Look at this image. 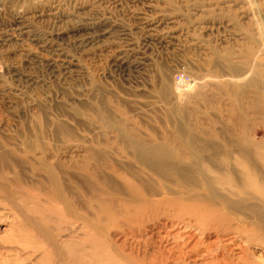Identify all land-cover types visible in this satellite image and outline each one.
<instances>
[{
    "label": "rangeland",
    "instance_id": "374dc122",
    "mask_svg": "<svg viewBox=\"0 0 264 264\" xmlns=\"http://www.w3.org/2000/svg\"><path fill=\"white\" fill-rule=\"evenodd\" d=\"M263 45L264 0H0V143L12 155L32 136L63 143L51 159L3 163L15 185L0 198V264H55L47 246L23 248L42 240L39 214L22 198L38 195L46 173L62 170L70 188L69 177L80 180L79 196L87 181L111 186L84 173L123 189L117 170L167 173L166 185L178 190L168 173H193V182L202 180L199 172L209 182L212 173H243L242 152L250 170L244 173H259L264 183ZM52 121L74 126L73 138L59 135ZM229 212L234 227L247 220ZM45 218L58 222L51 212ZM118 224L98 231L112 247L124 241L127 251L139 235ZM233 236L224 235L223 244L238 253L244 243ZM108 248L99 253L111 256ZM247 251L264 257L261 249ZM43 254L47 260L36 263Z\"/></svg>",
    "mask_w": 264,
    "mask_h": 264
},
{
    "label": "bare ground",
    "instance_id": "6f19581e",
    "mask_svg": "<svg viewBox=\"0 0 264 264\" xmlns=\"http://www.w3.org/2000/svg\"><path fill=\"white\" fill-rule=\"evenodd\" d=\"M184 86L185 84L177 85L179 89ZM163 89L162 93L169 94L167 85ZM47 124L49 126V123ZM64 125L63 122L52 123L59 135L65 139H72L73 132H75L74 126ZM45 127L47 126L45 125ZM17 129L19 130V128ZM25 130L27 131L26 139L29 140L32 133L29 129ZM53 134H56L55 131ZM7 143L9 144L8 140ZM21 144L20 155H12L10 151H5V145L0 143V198L9 195L10 187L15 185L14 181L7 179L8 173L3 172L5 161L10 160V164L16 165V167L21 166L22 162L27 163V158L44 161L51 159L54 156L53 150L63 145V143H43L35 136H32L31 141ZM72 153L75 155L74 151ZM152 153L157 154L159 151ZM244 154L242 152L237 154L242 159L237 158L239 163L237 165L241 164L242 170L250 172L248 163L246 164V154ZM89 156L93 157V154L89 153ZM156 160H161V158ZM72 165L74 168H79L75 161ZM55 168L57 169V167ZM61 172L46 173L47 180L42 179L45 180V183L38 181L36 183L39 187L38 195L36 197L27 195L22 198V201L32 203L33 210L39 214L40 223L37 232L39 239H42L39 245H25L23 248H33L37 251L43 250L44 246H47L55 264H264V257L256 259L247 251L249 248H258L264 254V214L260 210L264 208V189L262 187L264 183L261 181L259 173H212L217 176L211 182L204 178L200 172L197 173L202 179L199 182H193L190 179L189 175L193 173H168L178 180V190H170L166 185L168 182L167 173H126L123 170H117L115 174L122 179L124 190L112 187L107 178H98L95 174L84 173L89 179H97L104 186L109 184L111 186L107 187L109 190L97 189L90 185V181H87L89 182L88 187L86 186L87 190L79 196L74 191V186L77 187V182L80 180L75 179L74 176L69 177L68 182L72 185L70 188L66 184L67 180L65 181L68 176ZM221 175L227 179L230 178L232 182L223 181ZM176 183L177 181L174 182V185ZM46 184L49 189L46 188ZM212 185L215 189L212 188ZM221 187H224L222 190L226 194L222 195ZM84 197L85 200H83ZM56 205L65 209V212L60 209L56 210L57 208L54 207ZM231 210L247 220H239L240 224L234 227L233 218L230 217L229 212ZM45 212L54 214L58 218V222H50L45 218ZM30 223L28 224L30 229H35L36 224L33 225L32 221ZM78 223L81 225L80 227H78ZM117 224L119 228L124 226L129 233L131 231L138 232L139 238L134 240L135 243L127 251L123 250L126 244L124 241L119 246L113 244L112 247L108 245L106 236L98 231L117 229ZM50 227L51 231L48 230ZM152 231L155 233L147 236V233L150 234ZM63 233L65 235L60 237V234ZM211 234L215 236L213 241L208 239ZM228 234H235L234 239H242L244 245L239 248L238 253H234V249H226L230 243L223 244L225 241L223 236ZM30 241L33 243L34 239L31 238ZM102 246L104 249L111 248L106 249L111 252V256L99 253ZM45 255L43 254L36 263H43L44 260H47Z\"/></svg>",
    "mask_w": 264,
    "mask_h": 264
}]
</instances>
